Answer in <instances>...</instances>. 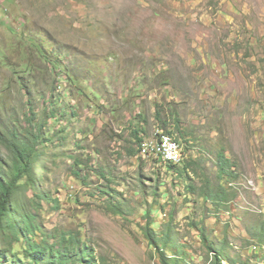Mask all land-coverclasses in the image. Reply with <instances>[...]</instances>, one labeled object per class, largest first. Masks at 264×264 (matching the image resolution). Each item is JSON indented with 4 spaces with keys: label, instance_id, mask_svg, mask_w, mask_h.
<instances>
[{
    "label": "rangeland",
    "instance_id": "1",
    "mask_svg": "<svg viewBox=\"0 0 264 264\" xmlns=\"http://www.w3.org/2000/svg\"><path fill=\"white\" fill-rule=\"evenodd\" d=\"M32 111L40 230L0 264L71 239L96 264H264V0H0V131ZM159 133L176 168L141 152Z\"/></svg>",
    "mask_w": 264,
    "mask_h": 264
},
{
    "label": "trees",
    "instance_id": "2",
    "mask_svg": "<svg viewBox=\"0 0 264 264\" xmlns=\"http://www.w3.org/2000/svg\"><path fill=\"white\" fill-rule=\"evenodd\" d=\"M43 49H45L44 44H42V48H39L41 54ZM45 61L48 62V59L45 58ZM35 120L36 113L32 111L27 121L31 128L36 126L37 129L36 131L33 128L27 129L28 132H25L23 138H20L16 132L9 134V129L6 126L0 131V139L8 146L10 153L8 161L4 162L3 165L0 163V237H4L10 242H21L22 238L29 241L28 236H36L40 230L37 224V215L31 210L27 212L20 198L26 186L32 190L33 199L39 197L36 188L37 185L39 186L36 171L38 169L42 171L39 145L42 144V139H50V137L44 136V126L36 124ZM223 159H225L224 156ZM225 163L228 164L229 162L226 161ZM169 166L171 168L177 167V165L172 164ZM226 173V168H223L222 174L225 175ZM229 176L231 180H234L233 174H229ZM146 231L148 237H151L155 244L158 237L153 234L150 226L147 227ZM161 241L163 246L172 245L164 238ZM28 243L24 256L31 262L96 264L94 254L81 248L77 240L74 239L64 240L63 250H56L55 245H50L48 240L41 243L32 240ZM5 256H7L6 253Z\"/></svg>",
    "mask_w": 264,
    "mask_h": 264
},
{
    "label": "bare ground",
    "instance_id": "3",
    "mask_svg": "<svg viewBox=\"0 0 264 264\" xmlns=\"http://www.w3.org/2000/svg\"><path fill=\"white\" fill-rule=\"evenodd\" d=\"M156 137V139L154 138V141L144 143L143 153L156 157L167 165L181 164L183 161L184 152L182 145H180L179 142L172 136L165 133H159ZM173 148H178L176 154L166 153L165 157V152L173 151Z\"/></svg>",
    "mask_w": 264,
    "mask_h": 264
},
{
    "label": "clouds",
    "instance_id": "4",
    "mask_svg": "<svg viewBox=\"0 0 264 264\" xmlns=\"http://www.w3.org/2000/svg\"><path fill=\"white\" fill-rule=\"evenodd\" d=\"M37 78L35 76H29L25 79V82L29 83L30 88L34 87L36 84Z\"/></svg>",
    "mask_w": 264,
    "mask_h": 264
},
{
    "label": "built area",
    "instance_id": "5",
    "mask_svg": "<svg viewBox=\"0 0 264 264\" xmlns=\"http://www.w3.org/2000/svg\"><path fill=\"white\" fill-rule=\"evenodd\" d=\"M143 145L144 144H141V152L143 153ZM178 150V148H173V151H167L165 152V157H166V153H175L176 154V151Z\"/></svg>",
    "mask_w": 264,
    "mask_h": 264
}]
</instances>
